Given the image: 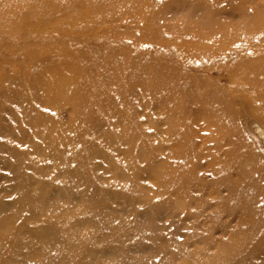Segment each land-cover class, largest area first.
<instances>
[{
  "label": "rangeland",
  "instance_id": "obj_1",
  "mask_svg": "<svg viewBox=\"0 0 264 264\" xmlns=\"http://www.w3.org/2000/svg\"><path fill=\"white\" fill-rule=\"evenodd\" d=\"M0 264H264V0H0Z\"/></svg>",
  "mask_w": 264,
  "mask_h": 264
}]
</instances>
